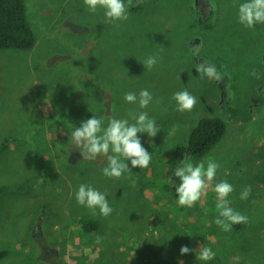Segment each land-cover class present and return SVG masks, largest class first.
<instances>
[{"label": "rangeland", "instance_id": "1", "mask_svg": "<svg viewBox=\"0 0 264 264\" xmlns=\"http://www.w3.org/2000/svg\"><path fill=\"white\" fill-rule=\"evenodd\" d=\"M244 2L132 0L141 9L130 5L117 27L83 0H26L36 46L0 50V142L10 140L0 151V250L7 251L0 264H264V24L239 23ZM149 56L157 57L151 70L141 63ZM200 64L215 65L222 79L201 78ZM144 89L153 96L146 108L124 100ZM182 90L197 98L190 112L172 100ZM130 112H147L160 129L137 134L152 156L147 168L126 161L131 172L116 179L103 175L105 156L70 160L79 152L74 127L93 115L104 127L113 116L134 123ZM208 115L226 121L225 136L203 156L181 152ZM209 158L220 168L206 195L180 206L174 169ZM221 180L234 186L230 206L249 218L229 232L214 222ZM81 184L105 193L113 208L108 217L96 210L94 230L77 220L93 214L76 201ZM249 185L251 195L240 199ZM182 246L193 251L181 255ZM201 246L216 253L212 261L197 259Z\"/></svg>", "mask_w": 264, "mask_h": 264}, {"label": "clouds", "instance_id": "2", "mask_svg": "<svg viewBox=\"0 0 264 264\" xmlns=\"http://www.w3.org/2000/svg\"><path fill=\"white\" fill-rule=\"evenodd\" d=\"M89 11L95 13L98 8L104 10L105 22L113 23L119 27L117 21H126L129 18L128 8L132 0H83ZM238 21L247 28H254L256 24H264V0H245L238 7ZM145 68L151 70L157 64L156 56H149L141 62ZM196 71L200 72L201 78L220 81L222 73L218 72L215 65L200 64ZM153 96L147 89L141 90L139 95L135 92H126L124 100L128 103H138L140 108H146L152 101ZM172 100L176 102L180 112L192 111L197 104V98L187 90L173 94ZM134 123H129L127 118L110 117L107 127L104 120L93 115L92 118L82 121L80 127H74L71 131L73 146L79 150L83 159L95 160L98 156L107 158V166L102 169L103 175L109 178L119 179L124 173L131 172V168H147L151 163V153L142 145L138 133H147L149 137H155L160 129L156 126L154 118H149L147 112L135 114L130 112ZM130 161L131 168L126 163ZM220 164L212 158L201 161L195 165L184 163L174 169V176L179 178L176 187L178 204L191 208L201 200L215 179ZM217 196L216 209L218 215L215 224L223 231L229 232L234 224L248 223L246 215L236 211L230 206L229 195L234 191V186L227 180H221L214 186ZM251 186H246L240 193V199L246 200L251 195ZM79 205L87 207L93 215L99 209L100 215L108 217L113 212L106 194L94 189L90 185L81 184L75 193ZM96 243H100L98 237ZM193 251L188 246L180 248L181 255ZM216 253L210 247L201 246L196 250L199 261H212ZM239 259V258H237ZM178 264H183L179 261Z\"/></svg>", "mask_w": 264, "mask_h": 264}, {"label": "trees", "instance_id": "3", "mask_svg": "<svg viewBox=\"0 0 264 264\" xmlns=\"http://www.w3.org/2000/svg\"><path fill=\"white\" fill-rule=\"evenodd\" d=\"M140 4H132V10L139 11L141 9ZM200 10L201 8L197 9L198 12ZM214 12L213 8L203 20L201 19L208 22L207 27H211L215 23L213 21ZM36 43L37 37L28 17L26 0H0V50H28L36 46ZM182 74L184 80L188 81V71L184 69ZM227 110L232 113L231 115L236 116L238 114L233 107H227ZM65 122L63 123L65 124ZM226 132L227 125L223 118L218 115L204 116L199 119L197 126L191 131L187 144L179 146V150L193 157L203 156L221 141ZM9 143V137L1 140L0 151L7 149ZM77 220L80 225H84L85 229L94 230L100 225V220L93 214L81 215ZM234 225L244 227L246 223ZM6 254V250H0V259Z\"/></svg>", "mask_w": 264, "mask_h": 264}, {"label": "water", "instance_id": "4", "mask_svg": "<svg viewBox=\"0 0 264 264\" xmlns=\"http://www.w3.org/2000/svg\"><path fill=\"white\" fill-rule=\"evenodd\" d=\"M76 154H77V153H74L73 155H71V158H70V160L72 159L71 161H73V160L76 159V156H77ZM79 154H80V153H79Z\"/></svg>", "mask_w": 264, "mask_h": 264}, {"label": "flooded vegetation", "instance_id": "5", "mask_svg": "<svg viewBox=\"0 0 264 264\" xmlns=\"http://www.w3.org/2000/svg\"><path fill=\"white\" fill-rule=\"evenodd\" d=\"M74 153H77V154H76L77 156L79 155V152H78V151H77V152L73 151L72 155H73ZM77 156H76V157H77Z\"/></svg>", "mask_w": 264, "mask_h": 264}, {"label": "bare ground", "instance_id": "6", "mask_svg": "<svg viewBox=\"0 0 264 264\" xmlns=\"http://www.w3.org/2000/svg\"><path fill=\"white\" fill-rule=\"evenodd\" d=\"M106 255V254H105Z\"/></svg>", "mask_w": 264, "mask_h": 264}]
</instances>
